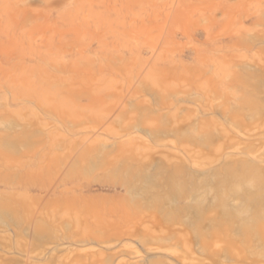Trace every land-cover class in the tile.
Instances as JSON below:
<instances>
[{
	"label": "rangeland",
	"instance_id": "rangeland-1",
	"mask_svg": "<svg viewBox=\"0 0 264 264\" xmlns=\"http://www.w3.org/2000/svg\"><path fill=\"white\" fill-rule=\"evenodd\" d=\"M0 264H264V0H0Z\"/></svg>",
	"mask_w": 264,
	"mask_h": 264
}]
</instances>
